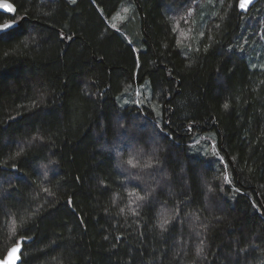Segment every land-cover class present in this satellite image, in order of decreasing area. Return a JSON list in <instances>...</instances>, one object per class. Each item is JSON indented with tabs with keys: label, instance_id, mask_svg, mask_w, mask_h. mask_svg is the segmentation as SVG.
<instances>
[{
	"label": "trees",
	"instance_id": "1",
	"mask_svg": "<svg viewBox=\"0 0 264 264\" xmlns=\"http://www.w3.org/2000/svg\"><path fill=\"white\" fill-rule=\"evenodd\" d=\"M8 1L23 21L0 38V259L24 238L21 264H264V0L247 16L239 0ZM189 7L182 50L171 13ZM141 152L159 165L128 169ZM150 186L153 203L132 216L128 192ZM180 202L161 234L157 214Z\"/></svg>",
	"mask_w": 264,
	"mask_h": 264
},
{
	"label": "snow or ice",
	"instance_id": "2",
	"mask_svg": "<svg viewBox=\"0 0 264 264\" xmlns=\"http://www.w3.org/2000/svg\"><path fill=\"white\" fill-rule=\"evenodd\" d=\"M196 2V0H192V3L194 4ZM68 3L69 4H72V5H75L77 3V0H68ZM185 3H187V0H185ZM254 3V0H239V3H238V7L239 9L241 10V12H247L248 9H249V6L252 5ZM229 7H232V5L230 4ZM0 9H3L4 11H7L9 13H16V7L14 6L13 3L11 2H2V0H0ZM123 11L125 13H128L130 11L129 8L125 7L123 9ZM193 11L194 9L192 7H189L187 9V13L184 15V16H181L180 17V20H183L184 22H188V17L192 16L193 15ZM45 15H48V13H45ZM119 15V14H118ZM10 22H7V23H4V24H0V38H2L4 35H7V31L9 29H12L14 27V25L17 23V20L15 19V17H9L8 18ZM121 20H124L125 17H120ZM178 25H179V20H177L176 22V25L172 27L171 31L173 33H176L178 31ZM111 27L116 30V31H119L118 27L116 24H112ZM217 28H219V25H216ZM59 36H60V39L61 40H64L65 39V36H64V33L63 31H61L59 33ZM200 36L201 38H203L204 36V33L201 32L200 33ZM68 40H71L73 39L72 36H68L66 37ZM213 37L209 36V40H212ZM129 44L132 43V41H128ZM176 44H177V47L181 48L183 50V46L181 45V41L180 39H177L176 40ZM165 47H167V45H165ZM211 47V45H206L205 48H204V51L207 52L208 48ZM134 52H137V60H136V66L137 68H140L141 65H140V62H139V50L133 48L132 49ZM189 52L191 51H195L197 53H199L200 49L197 48L195 50L189 48L188 49ZM252 68H256L257 65L253 64L251 66ZM262 70H264V65H260L259 66ZM169 75H171V71L169 70ZM146 84L148 82H145ZM264 83V82H262ZM130 87V85H129ZM142 88L144 87L143 85L141 86ZM125 91H127V88L125 89ZM136 95L137 96H141L142 95V92L141 90H137L136 92ZM145 100L147 99V97L144 98ZM125 103H127V101H125ZM133 103L137 106L138 109H142V106L144 105V100H136V101H133ZM230 105L228 102H225L223 104V108L227 111L229 109ZM154 112L157 111V108L156 106L154 105L153 106V109H152ZM157 115H159V112H157ZM120 128L123 130L121 132V135L124 136L125 139L127 140H130L132 141L133 143L136 142V135H135V132H136V126H133L132 129H128L125 127V125L121 124L120 125ZM156 129H159V131H155ZM153 131H154V135L156 136H159L161 139H166L168 138L167 137V134L164 133V130L163 128L160 127V123L159 121H157L156 123L153 124ZM189 132L192 131V125H189V129H188ZM200 141L197 140L196 143H199ZM213 151H212V155L213 156H216L217 159H218V162L219 163H222L224 164L225 166V172H224V176H223V182L224 184H230L232 183L229 175H228V172H227V167L228 165L224 162V159L223 157L219 156V153L216 149V145L215 143H213ZM116 149L117 151H122V149L120 148L119 145L116 146ZM155 151L157 150H154V153ZM206 154V153H205ZM142 156H143V153H130L129 154V157L128 159L124 162L127 164L128 166V169H139L141 172H143L145 169H155L158 165H159V158L158 156H156L155 154L151 157H149L148 161L146 163H141V159H142ZM233 163H235V158H233ZM15 167V166H14ZM127 170V169H125ZM160 171H162V168L160 169ZM249 171H251V169H249ZM47 171H45L44 173V177L47 178ZM137 178H141L142 177H137ZM148 178L149 180H155V177L151 175V173L148 174ZM159 181H156V184L159 185ZM136 187H140L139 185H137ZM223 185L221 186V191H223ZM44 192L48 193V195H54L50 189L48 188H44L43 189ZM141 191L144 192L143 195L139 194L138 192L136 191H129L128 192V196L129 197H133L132 199L129 200V206H128V213H130L132 216L136 217V216H139L140 215V211L139 209L145 207V205H151L153 203V198H154V193L156 192V187H151L150 186V191H145L144 189H141ZM209 191H211V188H209ZM235 191H240V189H235ZM34 199V198H33ZM113 203H115V201H113ZM67 204L68 206H71L73 204V201L71 198H69V200L67 201ZM183 206H184V202H180L177 204V206L175 207L174 210H167L166 208L162 207L161 211L157 214L158 216V220H157V223L154 227L158 228L160 230V233L163 234L165 232H168L169 231V228L168 226L170 224H172L173 221L177 220L180 218V214L181 212L183 211ZM253 207L255 208L256 205L253 204ZM40 209H37V212H39ZM107 212V209L105 210ZM119 212L121 214H124L125 213V208H121L119 210ZM35 214V213H34ZM194 217H195V221H199V216H195V214H193ZM81 223H83V220H81ZM199 227L201 229H207V225L206 224H200ZM195 235L197 237H200L201 236V232L200 231H195ZM105 239H107V237H105ZM117 239H119V237H117ZM25 243V239L22 238L21 240H18V241H15V246L12 247L11 249L8 250V253H7V256L0 260V264H17L18 261L21 260V250H22V246L24 245ZM253 250H255L253 248ZM241 252H244L245 254H247L248 252V249H241L240 250ZM195 255L197 258H200V259H205V243H204V240L201 239L199 241V244L196 246L195 248Z\"/></svg>",
	"mask_w": 264,
	"mask_h": 264
},
{
	"label": "rangeland",
	"instance_id": "3",
	"mask_svg": "<svg viewBox=\"0 0 264 264\" xmlns=\"http://www.w3.org/2000/svg\"><path fill=\"white\" fill-rule=\"evenodd\" d=\"M129 6V4L128 5H125V7H127V8H129L128 7ZM125 7H122V9L120 10V12L114 17V23H112V24H118L119 25V23L120 22H122L123 20H121L120 19V17H125V19H126V14L127 13H125L124 11H123V9L125 8ZM181 16H183L182 14H181V12L180 11H178V10H176L175 12H172L171 13V18H172V20H173V22H174V26L176 25V22H177V20H179V25H178V31L176 32L177 33V35H178V38L180 39V40H182V39H187L188 37H190L191 35H192V32H193V26L190 24L189 25V21L186 23V22H184L183 20H180V17ZM194 16V15H193ZM189 18V17H188ZM124 19V20H125ZM193 21H194V26L196 25V24H198V22H197V19L196 18H194L193 19ZM116 24V25H117ZM189 25V26H188ZM128 99V97H123V99H122V102H125L126 100Z\"/></svg>",
	"mask_w": 264,
	"mask_h": 264
},
{
	"label": "water",
	"instance_id": "4",
	"mask_svg": "<svg viewBox=\"0 0 264 264\" xmlns=\"http://www.w3.org/2000/svg\"><path fill=\"white\" fill-rule=\"evenodd\" d=\"M2 2H10V1H8V0H2ZM260 2V0H254V3L252 4V5H250L249 6V9H248V11L247 12H241V10L239 9V7H238V10H239V13L242 15V16H247L249 13H250V11L258 4ZM238 3H239V1H238ZM0 13L1 14H5V15H9V16H15V14L16 13H9V12H7V11H4L3 9H0ZM22 21H23V19H20L19 21H17V23L14 25V27L12 28V29H9L7 32H10V31H12V30H14L15 28H18L20 25H21V23H22ZM10 22V21H9ZM5 23H7V22H5ZM2 24H4V23H2ZM15 246V245H14ZM14 246H12V247H14ZM11 247V248H12ZM10 248V249H11ZM22 252H23V246H22V250H21V260L20 261H18L17 262V264H21V262H22ZM8 253V252H7ZM6 256H7V254H6ZM5 256V257H6ZM4 257V258H5ZM3 258V259H4ZM0 260H2V259H0Z\"/></svg>",
	"mask_w": 264,
	"mask_h": 264
}]
</instances>
